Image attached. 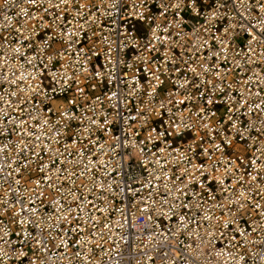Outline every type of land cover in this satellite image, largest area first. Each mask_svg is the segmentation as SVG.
<instances>
[{
	"label": "built area",
	"instance_id": "built-area-1",
	"mask_svg": "<svg viewBox=\"0 0 264 264\" xmlns=\"http://www.w3.org/2000/svg\"><path fill=\"white\" fill-rule=\"evenodd\" d=\"M0 264H264V0H0Z\"/></svg>",
	"mask_w": 264,
	"mask_h": 264
}]
</instances>
